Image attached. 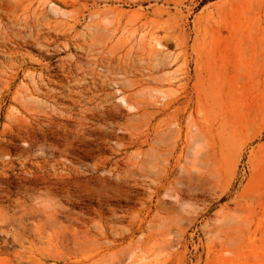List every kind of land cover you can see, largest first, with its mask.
<instances>
[{
	"label": "rangeland",
	"instance_id": "1",
	"mask_svg": "<svg viewBox=\"0 0 264 264\" xmlns=\"http://www.w3.org/2000/svg\"><path fill=\"white\" fill-rule=\"evenodd\" d=\"M0 264H264V0H0Z\"/></svg>",
	"mask_w": 264,
	"mask_h": 264
}]
</instances>
